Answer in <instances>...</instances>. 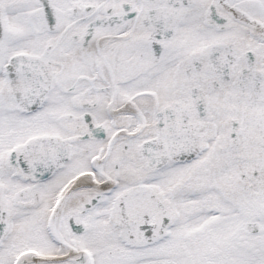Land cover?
Instances as JSON below:
<instances>
[{"label":"snow or ice","instance_id":"obj_1","mask_svg":"<svg viewBox=\"0 0 264 264\" xmlns=\"http://www.w3.org/2000/svg\"><path fill=\"white\" fill-rule=\"evenodd\" d=\"M0 264H264V0H0Z\"/></svg>","mask_w":264,"mask_h":264}]
</instances>
